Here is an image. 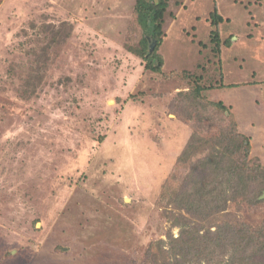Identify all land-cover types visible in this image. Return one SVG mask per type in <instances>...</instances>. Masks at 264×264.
I'll list each match as a JSON object with an SVG mask.
<instances>
[{
  "label": "rangeland",
  "instance_id": "rangeland-1",
  "mask_svg": "<svg viewBox=\"0 0 264 264\" xmlns=\"http://www.w3.org/2000/svg\"><path fill=\"white\" fill-rule=\"evenodd\" d=\"M135 1L0 0V264H141L151 241L178 235L166 185L188 173L193 132L214 136L230 113L184 119L190 73L264 165V0H170L150 50L160 71L130 49ZM226 211L264 223V202Z\"/></svg>",
  "mask_w": 264,
  "mask_h": 264
},
{
  "label": "trees",
  "instance_id": "trees-1",
  "mask_svg": "<svg viewBox=\"0 0 264 264\" xmlns=\"http://www.w3.org/2000/svg\"><path fill=\"white\" fill-rule=\"evenodd\" d=\"M170 0H136L135 19L142 31L140 45L130 49L148 61L147 67L160 71L162 57L150 52L149 38L156 48L163 42L166 12ZM211 40L220 49L218 26L224 16L217 6L210 12ZM158 58L160 65H156ZM191 88L183 92L190 109L184 119L203 123L208 114L230 112L226 127L212 137L194 131L179 164L189 165L181 183L170 181L162 199L163 215L179 228L166 237L151 241L141 264H264V223L252 225L238 218L221 217L232 204L255 206L264 202V165L250 156V138L238 129L234 114L222 100H211L204 92L213 86L204 84L202 74L190 73ZM226 114V113H225ZM175 183V184H174ZM222 222V223H221ZM206 224H211L206 228ZM212 227H216L212 229Z\"/></svg>",
  "mask_w": 264,
  "mask_h": 264
},
{
  "label": "water",
  "instance_id": "water-1",
  "mask_svg": "<svg viewBox=\"0 0 264 264\" xmlns=\"http://www.w3.org/2000/svg\"><path fill=\"white\" fill-rule=\"evenodd\" d=\"M149 41L151 42L150 43V50L152 51L156 45V41L153 38H149ZM156 65H158V63ZM262 197H264V195Z\"/></svg>",
  "mask_w": 264,
  "mask_h": 264
}]
</instances>
